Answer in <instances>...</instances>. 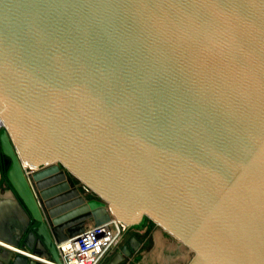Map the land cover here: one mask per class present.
Returning <instances> with one entry per match:
<instances>
[{
	"label": "water",
	"instance_id": "obj_1",
	"mask_svg": "<svg viewBox=\"0 0 264 264\" xmlns=\"http://www.w3.org/2000/svg\"><path fill=\"white\" fill-rule=\"evenodd\" d=\"M0 153L46 260L0 264L113 217L264 264V0H0Z\"/></svg>",
	"mask_w": 264,
	"mask_h": 264
},
{
	"label": "rangeland",
	"instance_id": "obj_2",
	"mask_svg": "<svg viewBox=\"0 0 264 264\" xmlns=\"http://www.w3.org/2000/svg\"><path fill=\"white\" fill-rule=\"evenodd\" d=\"M0 160L1 184L2 186H6L4 173L9 164V158L3 157L0 154ZM71 179H73L74 183L80 184L79 181L72 178V176ZM81 187L82 186H80V189H82ZM82 190L84 191L85 189ZM86 195L88 198L97 197L91 191H88ZM124 228L125 230L120 237L121 239L109 250L101 264H107L109 260L114 258L116 261L112 264H187L192 258L193 254L190 251L186 250L177 240L170 237L165 231L159 230V233L158 226L147 218H142V222L136 225H124ZM130 235L139 239L142 245L136 252L125 256L121 252V248ZM129 258H131V262H129Z\"/></svg>",
	"mask_w": 264,
	"mask_h": 264
},
{
	"label": "built area",
	"instance_id": "obj_3",
	"mask_svg": "<svg viewBox=\"0 0 264 264\" xmlns=\"http://www.w3.org/2000/svg\"><path fill=\"white\" fill-rule=\"evenodd\" d=\"M124 230L114 218L101 225L86 224L78 236L57 245L58 264H99L121 239Z\"/></svg>",
	"mask_w": 264,
	"mask_h": 264
},
{
	"label": "crops",
	"instance_id": "obj_4",
	"mask_svg": "<svg viewBox=\"0 0 264 264\" xmlns=\"http://www.w3.org/2000/svg\"><path fill=\"white\" fill-rule=\"evenodd\" d=\"M4 181L7 184L6 186H2L1 184L2 182H1V167H0V245L6 247V249L11 247L10 249L14 250V252L15 250L16 251L18 250L19 252L24 254L26 252L21 251V249L14 246L13 243L16 242L18 237H20L18 238V241H20L21 245H23L24 243L23 238L25 236L26 231L24 232V234H21L19 231H21L23 225L22 223H24V220H26V213L19 205L15 193L13 192V190H11L9 183L5 179V175H4ZM141 245L142 243L140 244V246ZM26 254H30V256H36L33 255L32 251L27 252ZM102 260L100 261L99 264L102 263ZM115 261H116L115 258L111 259L107 264H112ZM129 262H131V258H129Z\"/></svg>",
	"mask_w": 264,
	"mask_h": 264
},
{
	"label": "bare ground",
	"instance_id": "obj_5",
	"mask_svg": "<svg viewBox=\"0 0 264 264\" xmlns=\"http://www.w3.org/2000/svg\"><path fill=\"white\" fill-rule=\"evenodd\" d=\"M1 127H3V123L1 124ZM92 223V222H91ZM91 223H89L90 225H91ZM159 230H163L160 226L158 227V231ZM181 244V243H180ZM3 245H4V243H3ZM181 246H183L186 250H188V248L187 247H185L183 244H181ZM6 248V247H5ZM11 248V247H10ZM189 251V250H188ZM32 257H35V259H39V260H45L43 257H37V256H32ZM46 261V260H45Z\"/></svg>",
	"mask_w": 264,
	"mask_h": 264
},
{
	"label": "flooded vegetation",
	"instance_id": "obj_6",
	"mask_svg": "<svg viewBox=\"0 0 264 264\" xmlns=\"http://www.w3.org/2000/svg\"><path fill=\"white\" fill-rule=\"evenodd\" d=\"M3 156V155H2ZM4 157V156H3Z\"/></svg>",
	"mask_w": 264,
	"mask_h": 264
}]
</instances>
